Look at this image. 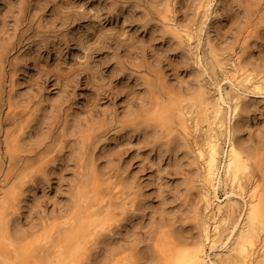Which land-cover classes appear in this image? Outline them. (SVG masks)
Instances as JSON below:
<instances>
[{
  "label": "rangeland",
  "instance_id": "obj_1",
  "mask_svg": "<svg viewBox=\"0 0 264 264\" xmlns=\"http://www.w3.org/2000/svg\"><path fill=\"white\" fill-rule=\"evenodd\" d=\"M166 7L182 35L168 28L162 16ZM204 20L200 0H0V196L5 176L25 161L35 163L51 148L48 156L56 157L46 178L36 173L22 195L20 227L35 224L41 212L57 213L69 205L73 174L79 173L77 144L95 135L100 144L95 150V143L87 146L88 159L93 153L106 181L119 188L122 181L136 195L131 220L111 232V240L119 242L112 248L139 235V251L164 227L181 237L198 236L193 213L196 206L202 212L203 204L194 145L177 129L171 134L157 126L145 110L151 89L165 100L197 90L211 100L218 89L235 95L226 80L233 61L264 77V0H213ZM241 91L238 138L246 150L261 154L260 160L264 90ZM30 117L25 151L10 157L6 139Z\"/></svg>",
  "mask_w": 264,
  "mask_h": 264
},
{
  "label": "bare ground",
  "instance_id": "obj_2",
  "mask_svg": "<svg viewBox=\"0 0 264 264\" xmlns=\"http://www.w3.org/2000/svg\"><path fill=\"white\" fill-rule=\"evenodd\" d=\"M212 1L200 0L205 20L208 18ZM162 16L174 34L182 35V30L170 16L169 7L165 8ZM191 38L190 34L188 39ZM213 55L210 58H214V61L216 54L214 57ZM213 61L208 63L215 64ZM211 65H208V68ZM212 67L214 69V66ZM230 71L229 76L226 74L228 78H225L226 75L224 78L237 91L233 96L229 93L225 95L222 93L223 89H218L217 98L211 100L205 91L197 90L191 93L192 95H189L192 92L190 91L187 94L189 96L185 95L186 93H173L165 100L155 93V89H151L152 100L148 102L145 110L149 120L156 121L159 123H155L157 126L164 127V130L170 133L177 129L181 137L194 145L193 156H196L200 163V172L197 174L200 183L198 200L203 204L202 212H199V207L195 205L193 213V216L199 219L198 236L181 237L173 234V229L172 233L167 232L165 227L161 229L166 231L170 246L164 253L157 255L158 264H264V158L259 160L257 157H261V154L246 150L237 133V119L243 112L241 90L251 86L262 92L264 77L256 76V73L249 71L239 61H233ZM146 115L144 113V116ZM33 118H27L25 125L19 126L18 133L13 132L16 135L9 134L7 137L6 148L10 157L25 151L24 133ZM149 123L148 126L151 125V122ZM94 137L95 135L81 137L77 144L79 163L76 168L80 174H76L77 171L73 174L76 179L70 186L72 188L69 197L67 196L70 199L69 205L63 209L60 207L57 213L53 212V209L51 213L41 212L38 220L35 219L37 223L28 226L29 228L24 229L19 225V202L25 190L32 187L35 174H47L46 171L56 158L54 154L48 156L53 148L43 152L38 160H35L37 164L33 163L34 161H25L23 166L20 165L19 169L5 176L6 182L2 184L7 187H4L0 196V264H90L92 253L100 242L105 238L111 239L115 229L126 226V221L131 220L130 211L134 207L136 195L134 193L131 196L132 187H126L122 181L120 188H117L112 181H106V178L98 173L97 158L93 157V153L89 159L87 157V146L95 143ZM97 141L94 150L100 144ZM62 143L63 141L59 142L57 152H62ZM9 178L13 180L7 184ZM221 187L224 188L223 197L219 196ZM113 197L120 201L115 203ZM234 197L237 199H233ZM235 212H238L237 216L232 219ZM126 239H129V242L125 240L126 244L117 245L114 249L127 250L134 246L137 252V245H141L137 243L138 240L132 238L130 242V237ZM119 255L122 256L123 253Z\"/></svg>",
  "mask_w": 264,
  "mask_h": 264
},
{
  "label": "snow or ice",
  "instance_id": "obj_3",
  "mask_svg": "<svg viewBox=\"0 0 264 264\" xmlns=\"http://www.w3.org/2000/svg\"><path fill=\"white\" fill-rule=\"evenodd\" d=\"M113 243L109 238L100 242V247L95 253L91 264H158L156 257L164 253L170 246V240L165 230L154 233L151 239H147L144 247L137 253L134 246L131 249H114ZM123 255H119V253Z\"/></svg>",
  "mask_w": 264,
  "mask_h": 264
}]
</instances>
